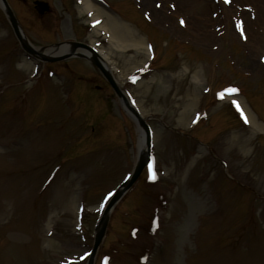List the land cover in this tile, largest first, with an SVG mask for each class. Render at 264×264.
I'll use <instances>...</instances> for the list:
<instances>
[{"label": "rangeland", "instance_id": "obj_1", "mask_svg": "<svg viewBox=\"0 0 264 264\" xmlns=\"http://www.w3.org/2000/svg\"><path fill=\"white\" fill-rule=\"evenodd\" d=\"M32 1L9 0L34 46L93 39L150 118L157 178L115 204L103 241L117 239L95 264H264V0H106L123 18L103 12L98 31L76 0H46L44 15ZM122 21L134 33L118 48ZM143 37L155 69L131 46ZM5 86L0 264H85L99 212L136 161L137 127L88 60H31L0 10ZM243 99L256 123L226 105Z\"/></svg>", "mask_w": 264, "mask_h": 264}, {"label": "water", "instance_id": "obj_2", "mask_svg": "<svg viewBox=\"0 0 264 264\" xmlns=\"http://www.w3.org/2000/svg\"><path fill=\"white\" fill-rule=\"evenodd\" d=\"M4 5L6 6V9H7V13L9 15V18H10V21L14 27V30L16 31L17 35H19L21 37V34H20V31H19V26H18V23L16 22V19L14 18L10 8L7 7L6 5V1L5 0H2ZM42 3H40L41 5ZM23 41V44L27 46V43L24 39H22ZM77 46H84V44L82 43H79V42H72L71 43V52L70 53H67V54H64L62 56H59V57H56V58H47L45 56H43L44 58L48 59V60H60V59H64V58H67L69 56H71L73 53H74V49L77 47ZM29 48V47H28ZM30 51L34 52L33 49H29ZM90 59L95 63V65L100 69V71L103 73V75L106 77V79L108 80V82L111 84V86L114 88L115 92L124 100V97L119 89V87L117 86L116 82L113 80L111 74L109 73V71L106 69L105 65L101 62V60L99 59V57L96 55V53H91V57ZM125 101V100H124ZM127 105V104H126ZM128 106V105H127ZM128 109L131 111L129 112L133 119L137 122L138 126L141 127L144 131L141 130V132L143 133L142 134V137H143V148L140 149V153H139V159H138V162H137V165H136V168L131 176V178L125 182L123 184V187L117 191L115 197L112 199L111 203L109 204L108 206V209L114 204V202L122 195V193L127 189L129 188L135 181L136 179L138 178V176L140 175L143 167L145 166V164L147 163L148 161V155H149V148H150V133H149V129H148V126L147 124L145 123V121L133 110V109H130L129 106H128ZM106 221H107V214H105L102 219H101V225H100V228L98 230V233H97V237H96V240H95V244H94V249L93 251H95V249L97 248L100 240H101V237H102V234L104 232V228H105V225H106ZM93 256L94 254H92V256L89 258V261L87 264H93Z\"/></svg>", "mask_w": 264, "mask_h": 264}, {"label": "bare ground", "instance_id": "obj_3", "mask_svg": "<svg viewBox=\"0 0 264 264\" xmlns=\"http://www.w3.org/2000/svg\"><path fill=\"white\" fill-rule=\"evenodd\" d=\"M81 2L83 4V9L85 11L93 12V10H95L94 17L102 15L103 12L106 13V11L104 9H101L99 7H95V5L92 2H90V0H81ZM109 17L111 18L110 20H112V22L116 20L115 16L111 17V15H109ZM115 23L118 24L117 22H115ZM120 25H121V27L123 29L122 30H118L116 32L113 30V32L111 34V37H112L111 39L113 40L112 43H114L116 46H118V48H120L121 46H125L124 44L128 41V39L130 38L132 33H134V30H131L130 28L125 27L123 25V21L121 22ZM144 39L145 38L143 37L140 41L137 39L133 43L131 42L132 43L131 46H134V47L143 46V47H145L146 41ZM103 55L106 56V53L104 52ZM243 105H244V108L246 109V111L248 112V115H249V117L251 119V122L256 123L254 115L250 112L249 107H248V105H247V103L245 102L244 99H243ZM139 139H140V146L141 145L143 146L142 135L139 137Z\"/></svg>", "mask_w": 264, "mask_h": 264}, {"label": "snow or ice", "instance_id": "obj_4", "mask_svg": "<svg viewBox=\"0 0 264 264\" xmlns=\"http://www.w3.org/2000/svg\"><path fill=\"white\" fill-rule=\"evenodd\" d=\"M226 2H227V0H226ZM180 23H181V24L184 23L182 19H181ZM238 23H239V22H238ZM262 59H264V58H262ZM231 91L235 92V91H237V89L232 88ZM237 108H238V110H239V106H238V105H237ZM241 116L243 117V112H241ZM245 122H247L246 119H245ZM149 178H150V179H155V176H154V175H150ZM109 195H111V193H109ZM85 255H87V253H85Z\"/></svg>", "mask_w": 264, "mask_h": 264}]
</instances>
